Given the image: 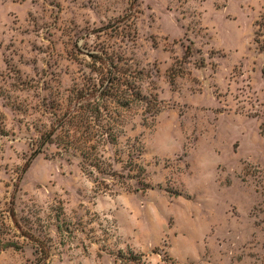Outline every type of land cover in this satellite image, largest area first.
Masks as SVG:
<instances>
[{"label":"rangeland","instance_id":"obj_1","mask_svg":"<svg viewBox=\"0 0 264 264\" xmlns=\"http://www.w3.org/2000/svg\"><path fill=\"white\" fill-rule=\"evenodd\" d=\"M263 11L264 0H0V210L47 241L45 264H119L128 249L145 264H264ZM99 58L139 70L162 102L154 116L128 109L117 143L97 144L124 174H95L103 191L56 143L90 99L81 91L106 83ZM138 143L146 188L124 165ZM12 238L20 247L0 264H34V244Z\"/></svg>","mask_w":264,"mask_h":264},{"label":"trees","instance_id":"obj_2","mask_svg":"<svg viewBox=\"0 0 264 264\" xmlns=\"http://www.w3.org/2000/svg\"><path fill=\"white\" fill-rule=\"evenodd\" d=\"M254 25L253 42L256 48L264 54V11L255 20ZM106 57H109V55ZM98 60L103 61L106 66L107 73L104 79L106 83L101 82L96 95H91L93 90L85 93L81 91L80 98L88 96L92 100L88 99L84 104L76 101L80 104L64 120L71 125L72 129H65L64 134L58 138L56 143L61 144L63 149H73L78 152L80 156L79 166L84 174L88 176L95 174L107 175L117 180L120 185H124L125 182L122 180L124 174L112 169L110 162L98 153L97 144L117 143L119 135L123 132L128 109L143 106V114L154 116L162 110V102L151 94H144L141 91V87L137 82L141 75L139 70L131 69L128 66L123 68L112 62L108 66L105 63V58H99ZM261 73L264 76V63L261 67ZM175 76L176 74L172 72L169 76L170 83H173ZM107 98L113 100V106L108 105ZM259 129L260 131L264 130V122L259 125ZM56 130L57 126H51L45 136H42L41 144L35 150L36 153L40 152V148L44 143L51 142L50 139ZM125 148L128 160H125L124 165L131 173L128 176L136 178L137 182L144 188L149 187L143 180L144 166L132 158L133 154H136L134 158H137V155L140 154L142 149L140 143L138 145L126 144ZM94 184L96 190L109 189L105 179L96 175L94 176ZM7 219H10L12 224L8 223ZM12 228L18 230L19 234H15V230ZM56 229L60 234L63 233V229L67 233L69 232L68 223L62 220L56 225ZM22 235L34 244L33 249L36 259L34 264H45L49 256L47 241L38 238L29 231L22 230L11 205L8 209V215L0 210V250L7 247L18 249L20 246L12 237ZM115 258L119 260V264H145L144 254L131 249H128L126 253L118 250Z\"/></svg>","mask_w":264,"mask_h":264}]
</instances>
